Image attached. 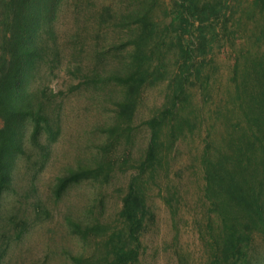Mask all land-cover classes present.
<instances>
[{"label": "trees", "instance_id": "obj_1", "mask_svg": "<svg viewBox=\"0 0 264 264\" xmlns=\"http://www.w3.org/2000/svg\"><path fill=\"white\" fill-rule=\"evenodd\" d=\"M231 0H171L163 3V22L157 0H143L123 18L132 29L128 55L119 71L102 82L120 87L113 122L106 128L107 143L91 164L67 168L55 178L53 195L59 197L70 185L91 179L107 182L111 172L128 165L134 169L121 197L118 224L68 220L82 240L98 237L99 248L88 258L71 256L72 264H141V238L153 225L155 214L147 202V179L164 170L176 147L199 126L190 108L189 87L208 91L212 72L208 55L223 44L233 15ZM62 0H0V203L14 188L17 162L29 153L48 157L49 146L59 135V121L50 108L54 94L34 87L41 70L60 65L54 23ZM103 10L101 16L108 15ZM248 14L260 17L256 40L260 55L237 59L234 76L235 109L221 114L224 131L204 141L197 161L202 172V197L212 223L199 231L207 250L204 264H260L252 255L255 237L264 241V0H249ZM169 48L175 55L166 61ZM94 79V78H93ZM99 81V77L91 83ZM166 82L162 104L144 121L149 139L139 159L123 150L109 152L118 137L130 138L132 121L147 87ZM235 115V122L229 118ZM146 178V179H145ZM172 208L171 197H163ZM212 215V216H211Z\"/></svg>", "mask_w": 264, "mask_h": 264}, {"label": "rangeland", "instance_id": "obj_2", "mask_svg": "<svg viewBox=\"0 0 264 264\" xmlns=\"http://www.w3.org/2000/svg\"><path fill=\"white\" fill-rule=\"evenodd\" d=\"M143 0H62L54 28L61 53L60 65L49 72L41 69L34 87H47L54 96L50 108L59 121L57 140L49 146L48 157L29 153L17 162L14 188L0 203V264H72L71 256L88 258L99 248V238L82 240L73 233L68 220L100 222L114 227L128 180L134 172L128 165L115 168L107 182L91 179L70 185L58 198L53 195L55 178L67 168L91 164L107 143L106 128L113 122L120 87L100 80L119 71L125 62L131 31L124 15ZM171 0H162L168 4ZM249 0H231L230 22L223 44L208 55L212 72L208 91L189 87L190 108L200 118L192 135L180 141L176 158L153 179H147V202L155 221L141 238V264H204L207 249L199 231L212 223L202 197L203 179L197 161L204 141L216 139L225 129L222 113L235 109L234 64L244 56L260 55L257 42L261 19L248 14ZM163 22V3L157 0ZM108 15L101 16L104 9ZM164 48H169L165 40ZM174 53L166 54L172 65ZM99 77V81L91 80ZM94 78V79H93ZM166 82L147 87L132 121L130 138L118 137L111 153L121 156L130 150L139 159L146 148L149 131L144 124L162 104ZM229 123L235 122V115ZM146 179V178H145ZM170 196V209L163 197ZM212 216V215H211ZM251 253L264 264V241L255 237Z\"/></svg>", "mask_w": 264, "mask_h": 264}]
</instances>
